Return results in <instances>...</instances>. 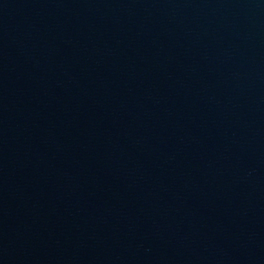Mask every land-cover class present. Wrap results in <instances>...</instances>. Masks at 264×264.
Returning a JSON list of instances; mask_svg holds the SVG:
<instances>
[{"label": "water", "instance_id": "water-1", "mask_svg": "<svg viewBox=\"0 0 264 264\" xmlns=\"http://www.w3.org/2000/svg\"><path fill=\"white\" fill-rule=\"evenodd\" d=\"M0 264H264V0H0Z\"/></svg>", "mask_w": 264, "mask_h": 264}]
</instances>
